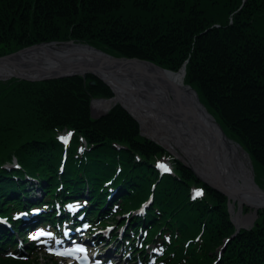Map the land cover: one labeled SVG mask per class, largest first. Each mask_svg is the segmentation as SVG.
<instances>
[{
	"label": "trees",
	"instance_id": "trees-1",
	"mask_svg": "<svg viewBox=\"0 0 264 264\" xmlns=\"http://www.w3.org/2000/svg\"><path fill=\"white\" fill-rule=\"evenodd\" d=\"M66 40L172 71L184 64V83L196 90L226 136L248 152L255 183L264 189V0H0V56ZM112 95L93 74L0 80V215L17 228L16 212L24 208L10 195L23 190L22 178L30 183L41 178L43 197L30 210L42 212L36 224L44 223L54 235L69 223L66 204L82 207L87 201L90 232L116 207L120 220L114 213L111 222L126 224L123 239L139 235L131 257L146 253L151 243L158 264H264V210L218 253L235 232L228 197L141 136L136 120L119 104L93 117L91 100ZM60 134L68 136L65 158ZM164 159L171 172L158 170ZM85 185L88 197L82 200L78 193ZM109 186L123 191L110 202ZM196 186L204 190L193 197ZM148 193L152 202L145 215H134ZM6 199L13 204L4 208ZM15 245L12 235L0 234V264H38L19 256L36 257L30 243L21 251Z\"/></svg>",
	"mask_w": 264,
	"mask_h": 264
},
{
	"label": "bare ground",
	"instance_id": "bare-ground-1",
	"mask_svg": "<svg viewBox=\"0 0 264 264\" xmlns=\"http://www.w3.org/2000/svg\"><path fill=\"white\" fill-rule=\"evenodd\" d=\"M102 58L108 60L112 66L123 72L122 76L110 73L106 74V76L111 75V77L128 80L129 82L124 83L123 81L115 79L109 83L113 89L114 97L110 100H101L99 103H97L99 112H106L116 102H120L137 119V121L140 122L141 125L148 123L151 119L156 121L158 124L162 125L163 128L161 127L162 129L160 128L159 130H155L153 137L157 139L160 135L165 136L164 138L166 143H169L172 148L175 149V151L193 167H195L197 162L200 164H208L212 169L210 175H208V178L214 179V183L218 186V188L230 196L229 199H235L236 201L238 200L241 204L245 203L248 205V203H250L254 206L257 205L259 207H264V196L258 193L256 186L251 182L249 176L250 167L248 166L247 161L238 152L236 145L231 144L222 136L217 134V132H215L214 129H218L219 127L213 123L214 121L211 120L210 116L208 115L209 113L202 106L199 107V101L196 97V94H194V92L189 87L183 84V77L180 71L177 73L163 71L151 64L141 61L110 60L105 58V55L100 51L92 47L90 48L85 44L67 42L60 44L50 43L46 45H40L36 48L23 50L9 59L0 60V80H9L12 78V74H18L21 76H35L39 74L49 75L65 70H74L72 67L78 65L72 62L66 63L65 60L87 61L86 64L88 67H90V64H92L90 61L97 59L100 60ZM59 59H63L64 62H61ZM92 65L96 70H98L97 68L100 67L97 61H94ZM80 68L83 69L85 67L83 66ZM97 73L104 74L107 72L98 70ZM134 73L138 74V76L135 78L132 77ZM72 75L80 76L81 73H74ZM154 80H158V94L154 90ZM123 93H126L130 99L126 98ZM181 143L183 146L186 144L188 148L180 146L182 145ZM221 169L228 180L227 181L225 179L227 182L224 181V178L222 179ZM111 182L112 180L108 181V183ZM228 182L232 187L233 192L231 191L230 186L227 184ZM39 183L40 182L37 180L32 182V185L30 186L32 187L30 189L31 192L32 190L36 192L37 190L41 189ZM43 185H46L45 182H43ZM121 190L119 188H115L112 191L108 201L110 202L114 196L123 192ZM43 194L44 192L41 190L42 197ZM232 195H235L239 198H233L231 197ZM151 199L149 202L145 203L144 209L148 208L152 202ZM33 201L35 202V199H33ZM33 201L28 202L29 207H25V211L20 213V219L17 228L13 226V228L8 230L9 233H7L5 229L3 231L0 230L2 236H4V234L13 236L14 240L16 241L14 248L17 251H21L24 244V242L19 238L18 232L26 225L35 227L36 222L39 221L38 215L42 213L35 208L30 210V205ZM85 204L90 206V203L87 201H85ZM239 206L240 208L238 210L240 212L241 205L239 204ZM66 207H68L70 213H73L79 206L67 203ZM102 208L104 207L102 206ZM56 210H59L61 215L63 214L58 205H56ZM35 212H38V214H35ZM133 213L134 215H142L139 211H134ZM43 215L45 216V214ZM123 215L127 218L128 212H124ZM235 215L237 217H235L233 220L234 224L237 222H243L246 225H249L253 219V217H249L245 221H242L241 218L237 219L240 215L239 213H236V210ZM118 216L119 213H117L116 217L118 220H120ZM64 217L68 219V213L65 214ZM3 221L10 222V219L9 217L7 219V217H2L0 215V225ZM72 221L75 223L74 218H72ZM119 224H122V228L125 230L126 224L121 222H119L118 225ZM116 225L117 223L108 222L109 228L107 230V238L104 239L101 237V235H99L94 238L95 242L93 241L92 245L97 247L96 245L99 243L102 245L104 243H109L112 239L110 238L111 232L115 229ZM82 226L84 229L81 230L77 235V231L70 229L68 236L65 237L64 242L69 244L71 242L70 238L71 240H75L77 238H89L90 227L87 224H83ZM97 228V226H92L91 230H96ZM13 229L16 230L12 231ZM237 232L238 230L235 231L229 238L234 237ZM7 239H9V237L5 240ZM119 241H121V239H119ZM26 245L27 244L24 246ZM112 246H109V251L107 250V253H105L103 257L106 258L107 256H110L111 253L114 255L115 245L113 248ZM147 251V257H152L154 255L155 251L153 244L146 246V252ZM33 256L34 255H31V257ZM98 262H103V260H99Z\"/></svg>",
	"mask_w": 264,
	"mask_h": 264
},
{
	"label": "rangeland",
	"instance_id": "rangeland-1",
	"mask_svg": "<svg viewBox=\"0 0 264 264\" xmlns=\"http://www.w3.org/2000/svg\"><path fill=\"white\" fill-rule=\"evenodd\" d=\"M244 1V0H243ZM50 42H53V41H50ZM67 42H75V43H78V44H85V45H87V46H89L90 48L92 47V48H94V49H96V50H98V51H100L101 53H105V54H108L109 56H111V57H114V58H125L124 60H126V59H138V60H140V61H142V62H149V63H152V62H150V61H148V60H144V59H139V58H137V57H126V56H115V55H112V54H109V53H106L105 51H103V50H101V49H99V48H96V47H94L93 45H91V44H89L88 42H86V41H73V40H66V41H54L53 43H67ZM41 43H46V42H41ZM41 43H36V44H41ZM33 45H35V44H33ZM46 45V44H45ZM30 46H32V45H30ZM30 46H26V47H30ZM26 47H23V48H21V49H26ZM33 48H36V47H33ZM20 49V50H21ZM30 49V48H29ZM15 52V51H14ZM11 53H13V52H11ZM11 53H8V54H11ZM8 54H6V55H8ZM2 56H4V55H2ZM1 57V56H0ZM154 64V63H153ZM156 65V64H155ZM158 66V65H157ZM182 66H184V68H185V65L183 64ZM160 67V66H159ZM157 69V68H156ZM158 70V69H157ZM169 70V69H168ZM170 71H172V70H170ZM178 71H180V69L178 70ZM178 71H173V72H175V73H177ZM97 73V72H96ZM52 74H55V73H52ZM87 74H89V73H87ZM86 74V75H87ZM99 76H101V77H105V78H107L108 79V82L109 83H111L112 81H114L115 79L116 80H120V81H123L124 83H128L129 81L127 80H122V79H120V78H114V77H111V75L110 76H106V74H109V73H104V74H99V73H97ZM185 74V73H184ZM15 74H12V77H14V78H16L15 76H14ZM39 75H45V74H39ZM168 75H172V74H168ZM132 76V75H131ZM66 77V76H65ZM110 77V78H109ZM133 78H135L136 77V74L134 73L133 74V76H132ZM184 77V76H183ZM98 78V77H97ZM154 78V77H153ZM99 79V78H98ZM101 80V79H100ZM102 81V80H101ZM154 82V90L157 92V94L159 93V91L157 90V84H158V80H154L153 81ZM106 84V83H105ZM183 84L185 85V86H187L188 84H185L184 83V81H183ZM190 85H188V87H189ZM191 87V86H190ZM189 87V88H190ZM192 88V87H191ZM190 88V89H191ZM192 89H194V88H192ZM112 90V89H111ZM194 91V94H196V97H197V99H198V101H199V107L201 106V105H203L202 103H201V101L199 100V97H198V94H197V92H196V90L194 89L193 90ZM113 92V91H112ZM123 95L126 97V98H128V99H130L129 97H128V95L126 94V93H123ZM160 95V94H159ZM114 97V92H113V95H112V97H109V98H106V99H103L102 97H97V98H94V100H92V102H91V104H90V106H91V112H92V116L93 117H97V116H100V115H103V114H105V113H107L113 106H115V105H117V104H119L121 107H123L125 110H127L120 102H116L108 111H106V112H103V111H101V112H99L98 111V108H97V103H99L101 100H103V101H105V100H110V99H112ZM100 98H102V99H100ZM204 106V105H203ZM205 110H206V108H204ZM207 111V110H206ZM127 112H128V114L130 115V116H132V118L134 119V120H136V122L138 123V125H139V130H140V135L141 136H144V137H146V138H149V139H151V140H153L154 142H156V143H158L160 146H162L164 149H166L169 153H171L176 159H178L179 161H181V163H183L184 165H186V166H188V167H190L193 171H194V173L196 174V176L200 179V180H202L205 184H207V185H209L210 187H212L213 189H215V190H217V191H219V192H222L224 195H226L227 197H228V200H229V204H228V211H229V214H230V220H231V222H232V224L234 225V227H235V231L238 229H250L251 228V226H252V224H253V222H254V220H256V218H257V215H258V211H261V210H264V207H259V206H257V205H253V204H250V203H248V205H246L245 203L244 204H241V203H239V201L237 200H235V199H229L230 198V196L229 195H227L226 194V192H224V191H222L220 188H218V186L214 183V179H212V178H208V175H210V172L212 171V169L209 167V165L208 164H206V163H203V164H200V163H198L197 161H195V162H197L196 163V165H195V167H193V166H191L188 162H186V160L181 156V155H179L176 151H175V149H173L172 148V146L169 144V143H166V140H165V136H159L157 139L155 138V137H153V133H154V131L155 130H159L161 127L163 128V126L162 125H160V124H158L156 121H153L152 119L151 120H149V122L148 123H144L143 125H141L140 124V122H138L137 121V119L127 110ZM103 113V114H102ZM209 115V114H208ZM210 116V115H209ZM212 116V115H211ZM213 117V116H212ZM212 117H210L211 118V120H213V118ZM214 121V120H213ZM214 124H215V121L213 122ZM218 123V122H217ZM160 127H159V126ZM216 125V124H215ZM161 128V129H162ZM215 128V127H214ZM215 130V132H217V134H219L220 136H222L225 140H227L224 136H223V134H222V132L219 130V128L217 129V128H215L214 129ZM61 135V134H60ZM63 135H66V134H63ZM63 135H61V136H63ZM219 137V136H218ZM59 139L61 140V141H63V147H62V157L63 158H65L66 156H67V151H68V148H69V143H68V136L67 137H65V138H60L59 137ZM168 140V139H167ZM228 141V140H227ZM231 141H233V140H231ZM228 142H230V141H228ZM236 141H233V142H230L231 144H233V145H235L234 143H235ZM238 143V142H237ZM182 144V143H181ZM239 144V143H238ZM240 145V144H239ZM180 146H183V144L182 145H180ZM241 146V145H240ZM183 147H186V148H188L187 147V145L185 144ZM242 147V146H241ZM243 148V147H242ZM238 149V152L243 156V158L247 161V163H248V166L250 167L249 168V176H250V179H251V182L252 183H254L256 186H257V188H259L261 191H264V189L263 188H261V187H259L256 183H255V179L253 178V170H252V167H251V158H250V155L248 154V152L245 150V152H246V154L242 151V150H240L239 148H237ZM193 159H194V157H193ZM164 164V166H165V168H167L169 165H170V163H169V161H166V159H164V160H162V161H159L158 162V164ZM13 164L15 165V166H18L19 164L17 163V162H13ZM61 165H60V168H59V170H60V172H62V169L64 168V166H65V162L63 161L62 163H60ZM157 164V166H159ZM171 166V165H170ZM172 167V166H171ZM251 171H252V174H251ZM221 173H222V179L224 178V181H225V179L227 180V178L225 177V174H224V172H223V170L221 169ZM22 182H24L25 183V185H24V188H23V190H17L16 189V191H13L14 193L13 194H11L10 195V197H12V196H17L18 197V202H20V205L23 207V208H25V207H27L28 206V202H30V201H33V199H35V202L37 201V200H40L41 198H42V196H41V190H43L42 189V186H41V189L40 190H37L36 192H34L33 190H32V192H31V188L32 187H30V185H32V183H30V178H26L25 179V177L24 178H22V180H21ZM228 181V180H227ZM227 181H225V182H227ZM39 182L43 185V179H41L40 178V180H39ZM228 185H229V182L227 183ZM43 186H45V185H43ZM230 186V185H229ZM86 187V188H85ZM85 187H84V189L82 190V191H80V193H78V197L80 198V199H82V200H87V197H88V189H87V186L85 185ZM115 187V186H114ZM120 187V186H119ZM119 187H115V188H119ZM110 191H111V189H112V187H110L109 186V188H108ZM230 189H231V191L233 192V190H232V187L230 186ZM114 189H112V191H113ZM204 189L203 188H201V187H198V186H196V187H192V189L190 190V192H191V195L194 193V192H202ZM112 191H111V193H112ZM261 191H259L258 190V193H260V195H262V196H264V193L263 192H261ZM202 194V193H201ZM201 194L199 195V196H201ZM204 194V193H203ZM111 195V194H110ZM76 196V195H75ZM148 196V197H147ZM147 196L145 197V198H143L142 200H141V202H140V206L138 207V208H136V210H140L141 209V207H142V205L146 202V201H150L149 200V198H150V196H151V194L150 193H148L147 194ZM193 196V195H192ZM231 197H237V196H235V195H232ZM237 198H239V197H237ZM242 199V198H241ZM109 200V199H108ZM244 200H246V199H244ZM73 201V200H72ZM80 201V200H79ZM246 201H248V200H246ZM4 202V208H5V206H8V205H11V204H13L9 199H6L5 201H3ZM34 201L32 202L33 204L35 203ZM109 202V201H108ZM235 202V203H234ZM239 204L241 205V211L239 212V208H240V206H239ZM258 204H262V203H258ZM77 206H81V205H77ZM106 206V207H105ZM107 203H105L104 205H103V207L104 208H101V211L100 212H105V210L107 209ZM262 206V205H261ZM257 207V208H256ZM115 208L116 207H114V208H112V210H111V214H109L108 216H106L105 218H104V220L106 221L105 222V224H101V225H96L98 228L96 229V230H92V232H90V238L91 237H93L91 240H85V241H87L86 243L87 244H85V246L87 247V248H90V251H91V254L92 255H94V257L93 258H98L99 260H103V262H98L99 260L98 259H87V261H86V263H83V264H144L145 263V261H149V263H145V264H158V262H159V260H156V258L154 257V255H153V257H147V254H148V251L146 252V253H144V254H141L140 252L138 253V255H135V254H133V256L131 257V255H132V252H133V250L132 249H134L133 248V246L135 245H138V243H139V235H138V237L136 236V235H134V236H130V239L128 240H124L123 239V237H124V230H123V228H122V224H119V225H117V228H116V230H115V235L116 236H114V237H117L118 238V241H115L114 240V237L111 239V241H113V242H109V243H104L103 245L101 244V243H99L98 245H96L97 247H94V245H92V243H93V241L95 242V237H97V236H99V235H101V237L102 238H107V236H105L104 235V233H106L107 232V230H108V228H109V226H108V222H111L112 220H111V217L114 215V213H116L115 215H117V212H115ZM81 209V212H79V210ZM80 209H77L75 212H73V213H70L69 211H68V213H70V214H68V216H69V218L68 219H71L72 220V218H74L75 219V221H76V223H66V227H68L69 229H73L74 231H77V233H76V235L77 234H79V232H80V230H82L83 229V224H91L92 223V220H90V217H88L86 214H87V212H88V207L86 208V205H84V206H82ZM235 210H236V213H239V217L237 218V219H239V218H241V220L242 221H245V220H247V218H249V217H253V219H252V221H251V224L249 223V225L247 224H245V223H243V222H237L236 224H234L233 223V220H234V218L235 217H237L236 215H235ZM24 210L23 209H21V210H18L17 212H16V218H18V219H20V213L21 212H23ZM238 211V212H237ZM99 212V213H100ZM137 212V211H136ZM146 212V211H145ZM145 212H144V215H145ZM33 213V212H32ZM58 214H59V216L58 217H62L63 218V214L61 215L60 214V211L58 210V212H57ZM35 214H38V212H35ZM39 216V220H40V216H41V214H39L38 215ZM18 224H19V222H18ZM18 224L16 225V226H18ZM12 225V222H5V221H3V222H1V226L5 229V230H9L10 228H13V226H11ZM27 228H29L28 230H27ZM31 228H33L32 226H30V225H26L22 230H20L19 232H18V236H19V238L24 242V244H23V247H26L29 243L32 245V247H33V252H34V254L36 255V257L35 256H33L32 258H36L35 260H36V262L38 263V264H78L77 262H78V257L80 256L79 254V251L78 250H84L85 248H83V247H80L78 244L80 243V242H83V240H78V241H73V242H76V246L73 244V245H70V244H68L67 245V243L66 242H63L64 240H65V237H63V232L61 233H57V235H53V237L50 235V233L49 232H51V230H48V229H46V226L44 225V223L41 225V226H39V223L38 224H36L35 225V227L33 228V229H31ZM14 230H16V229H13L12 231H14ZM100 230V232H98ZM122 232H123V234H122ZM32 234L31 236H30V234ZM1 234V233H0ZM137 240H136V239ZM233 238V237H232ZM30 239H32V240H30ZM119 239H121V241H119ZM231 238H226V239H224V241H223V244L221 245V247L219 248V250H218V253H221V252H223L224 250H225V247H226V244H227V242L230 240ZM37 240V241H36ZM123 241H125V242H123ZM72 242V243H73ZM25 244H27L26 246H24ZM148 244H151V243H148ZM147 243H146V246L148 245ZM114 246L115 245V252H114V255H112V253H111V255L110 256H107L106 258L105 257H103L104 256V254L105 253H107V250L109 251V246ZM113 246H112V248H113ZM145 246V247H146ZM57 248H61V249H57ZM101 248V249H100ZM86 250V249H85ZM128 251H130V253H128ZM71 252H74V255H72L71 254ZM86 252H88L87 250H86ZM127 252V253H126ZM119 253H120V255H119ZM88 255H90L89 254V252L87 253ZM20 257H23V258H26V257H30L31 256V254L30 253H26V254H22V255H19ZM90 257V256H89ZM131 257V258H130ZM147 257V258H146ZM132 259H136V260H132ZM150 260H152V262H150ZM134 262H136V263H134ZM160 264H162V263H160Z\"/></svg>",
	"mask_w": 264,
	"mask_h": 264
},
{
	"label": "water",
	"instance_id": "water-1",
	"mask_svg": "<svg viewBox=\"0 0 264 264\" xmlns=\"http://www.w3.org/2000/svg\"><path fill=\"white\" fill-rule=\"evenodd\" d=\"M54 42V41H53ZM53 42H46V43H41V44H35V45H32V46H30V47H26V49H29V48H33V47H37V46H40V45H45V44H50V43H53ZM26 49H19V50H17V51H15V52H13V53H11V54H8V55H4V56H1L0 57V60H3V59H9L10 57H12V56H14L15 54H17V53H19V52H21V51H23V50H26ZM104 55H105V58H107V59H110V60H124L125 58H114V57H111V56H109L108 54H105L104 53ZM60 58H62V57H60ZM61 62H64V60L63 59H59ZM127 61H129V60H134V61H140V60H138V59H126ZM94 61H97L98 62V64H99V66L100 67H98L97 69L98 70H100V71H105V72H107V73H110V74H115V75H118V76H122V74H123V72L122 71H120V70H117L114 66H112L110 63H109V61L108 60H106V59H97V60H94ZM94 61H90V63H92L93 64V62ZM65 62L66 63H76V64H78L77 66H75V67H72V68H74V70H65V71H61V72H59V73H55V74H49V75H35V76H21V75H18V74H15L14 76L16 77V78H21V79H27V80H46V79H57V78H62V77H65V76H71L72 74H74V73H77V74H80L81 73V75H82V77L83 78H85L86 77V74L85 73H89V74H93L94 76H96V77H98L99 79H101L104 83H106L111 89H112V87H111V85L109 84V82H108V79L107 78H105V77H101V76H99L96 72L98 71V70H96L95 69V67L92 65V64H90V67H88V65L86 64L87 63V61H82V60H79V61H74V60H69V61H67V60H65ZM142 62V61H141ZM146 63H148V64H151V65H153V66H155V67H157V68H159V69H161V70H163V71H169V72H173V71H170V70H168V69H165V68H162V67H159V66H157V65H155V64H153V63H149V62H146ZM65 64V63H64ZM85 67V68H83V69H81L80 67ZM70 68V67H69ZM179 72V71H178ZM180 72H181V74H182V77L184 76V73H185V68H184V66H182L181 68H180ZM123 76H125V75H123ZM138 76V74H136V77ZM129 79V78H128ZM127 81V80H126ZM91 83H93V81H91ZM187 87H188V85H187ZM190 87V86H189ZM191 88V87H190ZM191 90L193 91L194 89H192L191 88ZM112 91H113V89H112ZM194 92V91H193ZM92 102V101H91ZM203 108H205L203 105H201ZM208 112V111H207ZM209 113V112H208ZM103 114V113H102ZM209 115H210V117H212L211 116V114L209 113ZM213 118V117H212ZM213 120L215 121V119L213 118ZM215 124L219 127V129L221 130V132H222V134H223V136L228 140V141H230V142H233V141H231V139H229L227 136H226V134L224 133V131H223V129L221 128V126L215 121ZM235 145H236V147L237 148H239L240 150H242L245 154H246V152H245V150L237 143V142H235L234 143ZM251 174H252V171H251ZM254 184V183H253ZM255 185V184H254ZM256 186V185H255ZM256 188H257V186H256ZM257 190H259V191H261L259 188H257ZM261 192H263L264 193V191H261ZM238 230V229H237ZM236 230V231H237Z\"/></svg>",
	"mask_w": 264,
	"mask_h": 264
},
{
	"label": "snow or ice",
	"instance_id": "snow-or-ice-1",
	"mask_svg": "<svg viewBox=\"0 0 264 264\" xmlns=\"http://www.w3.org/2000/svg\"><path fill=\"white\" fill-rule=\"evenodd\" d=\"M197 195H200V193H197Z\"/></svg>",
	"mask_w": 264,
	"mask_h": 264
}]
</instances>
